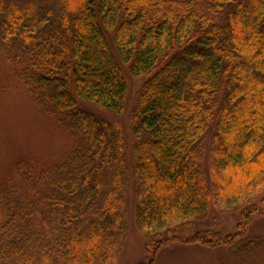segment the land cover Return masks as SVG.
<instances>
[{
    "label": "trees",
    "instance_id": "obj_1",
    "mask_svg": "<svg viewBox=\"0 0 264 264\" xmlns=\"http://www.w3.org/2000/svg\"><path fill=\"white\" fill-rule=\"evenodd\" d=\"M11 74L75 137L69 154L26 159L0 186V264H115L125 232L128 116L136 226L155 264L170 242L224 246L249 262L264 214V0H0ZM212 130L208 177L204 136ZM42 187L45 188L41 192ZM217 205L233 231L202 226Z\"/></svg>",
    "mask_w": 264,
    "mask_h": 264
},
{
    "label": "rangeland",
    "instance_id": "obj_2",
    "mask_svg": "<svg viewBox=\"0 0 264 264\" xmlns=\"http://www.w3.org/2000/svg\"><path fill=\"white\" fill-rule=\"evenodd\" d=\"M22 3L29 0H13ZM128 87L126 109L121 115L103 112L90 103H82L97 115L111 121H119L125 128V158L126 183L125 214L128 228L125 232L115 264H135L145 257V245L148 235L136 226L134 214L135 182L134 163L129 146L130 129L128 116L133 103V94L141 82V78L127 76ZM212 130L204 136L205 154L202 163L205 175L211 164L210 142ZM75 137L62 130L56 118L49 115L44 106L35 101L26 88L11 74V67L0 49V186L4 177L14 173L17 162L26 159L34 164V168L53 165L62 161L72 150ZM45 190L42 187L41 192ZM260 195L254 200L257 202L264 197V186L260 188ZM239 209V208H238ZM237 211L217 205L211 208L202 220V226L218 230L222 233L233 231ZM264 233V214L253 215L250 225V234ZM238 260L229 254L226 247L207 248L199 245L170 242L158 251L155 264H264L263 254L256 255L249 262Z\"/></svg>",
    "mask_w": 264,
    "mask_h": 264
}]
</instances>
